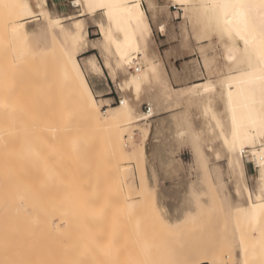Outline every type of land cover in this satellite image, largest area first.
Wrapping results in <instances>:
<instances>
[{
	"label": "rangeland",
	"instance_id": "374dc122",
	"mask_svg": "<svg viewBox=\"0 0 264 264\" xmlns=\"http://www.w3.org/2000/svg\"><path fill=\"white\" fill-rule=\"evenodd\" d=\"M74 1L76 0H47L54 16L65 17L63 25L66 27L71 26L73 20L82 13L81 6L74 4ZM212 2L213 0H209L208 4ZM4 3L15 4L14 0H4ZM199 6V0H143V15L133 23L139 43L148 53L139 54L135 65H119L113 54L111 61L114 67L108 69V73L106 70L104 73L88 74L91 86L96 83L109 92L99 95L94 91L97 97L105 98L102 100L103 108L118 106L119 96L124 99L133 97L135 93L137 96L135 94L133 100L137 106L132 110L134 115L143 114L146 102L154 107L151 117L142 119V116L139 121L128 125L123 133L125 147L129 148L132 141L137 143L141 139L142 131L149 129L145 151L150 146L152 157H147V151L146 155L140 153L134 157L129 156L121 162L119 170L114 172L113 179L111 177L113 184L125 189L127 197L118 206L112 203L115 209L110 211L113 219L110 217L109 220L114 221L107 220L106 223L109 226L113 223L111 226H114H108L107 231L111 233V228L115 227L116 232L118 230L125 236L124 240L144 246L140 249L136 244L138 248L132 246L136 248L133 250L131 247L128 250L127 247L125 255V249L116 250L121 251L118 256L124 259L123 263L120 257L117 259L118 256L114 255L113 250L117 261L121 260L116 261L117 263L264 264L260 258H264V232L252 231V225H248L251 221H245L242 211L237 210L248 203L246 194L242 191L240 196L235 189L236 177L242 179V175L237 172L235 165H230L231 154L222 142L219 129L210 114L206 116L204 112V96L190 102L182 100L177 106L170 100V108L162 101L163 96L166 97L164 90L171 91V98H176L182 87L206 81L216 83L220 77L238 73L246 67V62L239 66L226 64L224 44H237V40L226 33L216 32L212 25L207 24V15L201 13ZM190 9L192 10L189 13ZM16 11L17 8H0V109L3 114L0 179L5 182V190L12 194L21 192L30 205L28 209L33 221L26 229L31 233H46L45 227L37 225L39 210L44 211L49 220H55L56 216L61 221L74 187V165L70 161L64 163L61 155L65 121L77 126L84 123L79 120L77 110L71 109L70 90L63 80L62 40L58 36L59 29L55 28V34L49 32L46 21L39 16L37 18L41 19H31L27 25L29 30H39L40 34L24 38L15 36L9 20H15ZM148 11L155 18L157 29L151 26ZM102 13L103 10L100 9L95 15L87 13L83 16L89 45L100 41L101 35L97 26L99 20L117 28L114 13L106 17ZM200 15L205 22L202 18L200 19L203 23L199 21ZM202 30L205 32L202 33ZM168 34L174 39V44L180 46V65L184 70L195 72L194 77L197 80L183 86L172 84L168 80L162 61L166 48L160 46ZM92 52L98 55L99 64L105 67L101 50L83 52L79 58L82 60ZM253 57V54H247V59ZM135 66L141 67L143 72L140 76L135 74ZM131 74L136 77L137 82ZM116 76L115 81H111ZM138 76L144 83H141ZM135 84L138 88H135ZM131 86L137 90H133ZM219 90L217 88L212 93L210 111H215L226 126L229 123ZM67 113L70 118L65 116ZM180 129L184 131L179 132ZM195 133L199 135L196 136ZM91 142L92 151L98 156L108 152L105 153L107 147L104 137ZM195 146L201 148L206 155L202 160L203 164L195 159ZM109 158L110 156L108 160ZM243 160L247 165L245 157ZM102 165L104 164L101 162L100 166ZM249 166L254 168L251 164ZM106 167L111 168L109 164ZM259 169L249 168L245 177L252 192L259 189L256 183ZM107 173L109 177L112 172ZM102 174L100 176L103 178ZM234 174L237 176L234 177ZM108 201L113 202L111 199ZM108 215L103 214L102 218ZM7 216L1 212L0 220H8ZM261 224H264V218ZM126 235L138 236L140 242L134 236L130 238ZM257 241L259 247H262L255 250L253 243ZM103 251L105 252L101 250L98 253L104 254ZM98 253H94L97 259L101 257ZM258 255L260 257H255ZM253 257L258 261L260 259V263ZM104 258L98 262L102 264Z\"/></svg>",
	"mask_w": 264,
	"mask_h": 264
},
{
	"label": "bare ground",
	"instance_id": "6f19581e",
	"mask_svg": "<svg viewBox=\"0 0 264 264\" xmlns=\"http://www.w3.org/2000/svg\"><path fill=\"white\" fill-rule=\"evenodd\" d=\"M199 1L201 13H206L207 15V24L212 25L214 30L220 33L228 34L231 29V36L237 40V44H224L223 55L226 64L239 66L246 62V67L238 71V73H234L227 77H220L216 83L206 81L182 87L177 93L176 98H171V91L164 90L166 97L163 96L164 100L162 101L163 103L166 102L165 104H168V108H170V100L177 106L182 100L184 101L186 99L185 102H190V100H197L200 96H204V112L206 116L210 114V118L214 119L219 129L222 142L231 154L230 165H235L237 172L242 175V179L236 177L235 189L240 196H242V191L246 194L248 203L236 209L242 211L244 219L246 218L245 221L252 222V224L251 222L248 223V225H252V231L255 230L258 233L259 230H262V232H264V224H261V220L264 218V192L261 191V189H264V175H262V173H264V168L261 167V156L264 155V147H262L264 141H262L261 138L262 134H264V58H261L259 53V36L257 34L254 47L251 43V37H249L250 43L246 46L243 40L235 34L233 25L236 21L232 9L225 10L220 7L222 3H232L234 0H213L212 4H208L209 0ZM248 2L259 5L260 0H248ZM14 3L29 5L30 13L39 11V16L46 21L47 30L49 32L55 34V28L59 29L58 36L62 40L61 72L63 80L70 90L72 102L71 109L77 110L79 113V120L83 121L84 124L80 123L79 126H77L70 124L67 120L65 121L61 155L62 158H64V163L70 161L72 166L74 165V187L72 192H70V199L66 202L63 215L64 219L61 221H59L56 216L55 220L51 221L47 214L45 216L44 211L39 210L38 216L36 217L37 225L42 228L45 227L46 233H31L28 228L26 229V226L33 221L30 218L31 216L28 209L30 205L24 200V196L21 192L12 194L7 189L5 190V182L0 179V213L4 212V214H7V217H9L8 220H0V264H101L98 261L104 258V256L106 257L101 262L104 264H116L122 260L121 256H118L121 251L118 252L116 250L125 249L123 251L124 254L127 247L128 250H130L129 247H131L132 250L138 247L142 249L141 247L143 244L140 246L138 242L134 243L133 241L129 242L124 240L123 238L125 236L121 235L118 230L116 232L114 230L116 229L115 227L114 229L111 228V233L107 231L109 230V223L107 224L106 221L110 219L113 209H115L112 203L118 206L125 202V198L127 197L126 192H124L125 189L123 190V187L120 188L121 186H118V184H113L114 180L111 181V177L113 179L114 172L119 170L121 162L126 158L128 159L129 156L134 157L140 153L146 155V140L149 137L150 130L147 129L145 132L142 131V137L137 143L135 141H130L131 146L129 148L125 147L123 133L126 131L128 125L139 121L141 117L144 116V114L136 116L132 112L135 106H137L133 100L134 95L136 94L135 96H137V93H135L133 97L128 96L124 98L123 101L126 103L103 108V97H97L95 95L88 80L89 73H102V66L99 64L98 55L92 52L87 54L82 60L79 58V55L83 52L101 50L105 61L104 66L107 69L114 67L111 61V55L113 54L119 65L135 64V59L139 58V54H145V49L139 45L135 33V25L133 23L135 19L143 15V0H76L74 4L81 6L82 13L78 18L74 19L71 26L68 27L63 25L65 17L54 16V14H52L51 9L48 7L47 0H14ZM38 4H43L44 7L42 9L32 7ZM89 5H92V7ZM100 5H104V7H100ZM100 9L103 10L102 14L105 17L106 15L109 16L112 12L114 13L116 16L117 28L115 29L106 21H96L98 23L99 34L101 35L100 41L92 42V44L89 45V39L87 37L88 31L84 27L83 16L87 13L95 15ZM191 10L192 9L189 10V13ZM85 11L87 13H85ZM255 11L257 17H259L261 9L257 7ZM15 14L14 21L18 22L20 25L15 32L13 31L15 36L24 38L41 33L39 30L37 32L29 30L27 25V22H30L31 19L36 18L35 20H38L41 18H37L36 15H28L27 19H21L25 13L20 8H17ZM102 14H100L101 17H103ZM200 18H202L201 15L199 21H202L203 18ZM229 21H232V24H229ZM16 27L17 23H12V28ZM204 32L205 30H202V33ZM207 32L208 31H206V33ZM247 54H253L254 57L247 59ZM142 72V69L138 68L135 74L140 76ZM143 74L142 79L144 78ZM132 76L133 79H136L134 75ZM126 82L125 86H127ZM142 82L143 80H141V83ZM130 83L132 82L130 81ZM130 83L129 85H132ZM132 87L134 90L137 86L135 84V88L134 86H131V88ZM217 88L220 89L219 94L224 103L227 123H229V125H226L228 126L226 130H224L226 126L223 120L215 111H210L212 93L217 90ZM172 107H174V105ZM65 116L70 118V114L68 113ZM2 119L3 114L0 109V136L3 133ZM223 126H225V128ZM181 130L183 129H180L179 132H182ZM196 134L199 135V133H195V135ZM99 137H104L106 140L107 148L105 153L108 152L103 156H98L97 153H93L92 151L93 144L91 140L95 142ZM131 138H133V136ZM193 149L195 159L197 162L199 161L202 163L205 153L198 146H195ZM109 156L110 158L108 160ZM244 157L245 159L247 157L252 160L256 168H260V174L256 177V183L259 185L257 188L259 187V189H256L258 191L254 190V193L245 181L246 170L245 161L243 160ZM101 162L104 164L102 165L103 168L100 166ZM108 164L111 168L106 167ZM1 168L2 166L0 164V178L2 175ZM104 168L106 172H103L105 171ZM232 169L233 173L234 168ZM107 171L112 172L109 173V177L107 176ZM100 173H104L102 174L103 178L100 176ZM105 176H107V178H105ZM235 176L237 175L234 174V177ZM109 198L113 202L108 201L110 200ZM110 204L111 207L109 206ZM111 210L112 212L110 214ZM103 214L109 215L104 216L103 219ZM111 219L113 218L111 217ZM109 221L113 222L114 220ZM113 226L114 225L111 227ZM131 236L126 235V237L130 238ZM137 238L138 236H134V239L139 241ZM262 243L264 245V241ZM136 244L139 246L137 247ZM253 244L255 245L253 247H256L255 250L262 247H259L258 241ZM132 246L136 248H132ZM101 250H105V252L110 251L107 253L103 251L104 254L102 252L98 253ZM251 250L250 253L254 255V252H251ZM112 252L114 255L116 254L118 256L117 259L120 257L121 260L117 261ZM256 252L257 251H255V255ZM94 253H98V256L101 255V257L103 255V257H98L99 259H97V255ZM245 253L244 250V254ZM250 253H248V256ZM260 255L255 257H260ZM255 257H253V259L258 263H260L259 261L261 260H263L262 263H264V258L260 257L261 260L258 258V261ZM110 258L111 260H108ZM114 258L115 262H113ZM253 259H251V261ZM123 260L121 261L122 263Z\"/></svg>",
	"mask_w": 264,
	"mask_h": 264
},
{
	"label": "snow or ice",
	"instance_id": "6c2138e0",
	"mask_svg": "<svg viewBox=\"0 0 264 264\" xmlns=\"http://www.w3.org/2000/svg\"><path fill=\"white\" fill-rule=\"evenodd\" d=\"M92 7V5H89ZM37 9H42L44 7L43 4L33 5ZM100 7H104V5H100ZM221 8L228 10L232 9L234 19L236 23L233 25L235 29V34L239 36L241 40H243L244 44L247 46L250 43L249 37H251V43L255 47L257 34L259 36V53L261 58H264V0H260L259 5L248 2V0H234L232 3H222L220 5ZM257 7L261 9V14L259 17L256 15ZM0 8L5 9H15L20 8L25 13L21 19H27L28 15H36L39 17V11L35 13L29 12V5L27 4H7L4 3V0H0ZM9 17H11V12H9ZM9 23H17V27L13 28L15 32L17 28L20 26L18 22L9 20ZM232 24V21L228 22ZM228 35H232V30L230 29ZM121 103H126L125 101H121ZM262 141H264V134H262ZM264 147V144H262ZM261 167L264 168V155L261 156ZM264 175V173H262ZM264 192V189H261Z\"/></svg>",
	"mask_w": 264,
	"mask_h": 264
},
{
	"label": "crops",
	"instance_id": "0c3cea01",
	"mask_svg": "<svg viewBox=\"0 0 264 264\" xmlns=\"http://www.w3.org/2000/svg\"><path fill=\"white\" fill-rule=\"evenodd\" d=\"M148 12L150 15L151 26H153L155 29H157V26H156L157 23H155V20H154L155 18H153L151 16L150 11H148ZM137 38H138V36H137ZM138 41L140 42L139 38H138ZM174 43H175L174 39H172V36H170L169 34L166 35L165 39L160 43L161 47L166 48V49H164L165 50L164 55H162V61H163V65H164L166 76H167L168 80L172 84L183 86L185 84H189L190 82L197 80V78L194 77V75L196 73L193 72L192 70H190V71L184 70L183 66L180 65V63H179L181 60V57L179 55V52H180L179 47L180 46L177 44H174ZM139 45H140V43H139ZM145 53H148V52L145 51ZM106 70L108 73V69L105 67H102V73H104V71H106ZM114 78H117V76L112 77L111 81H115ZM91 87L99 95H105V94L109 93L106 91L105 87L100 88L96 83L92 84ZM103 99H105V98H103ZM146 151H147V157L148 158L152 157L153 152H152V148L150 146L147 147ZM246 164L247 165H245V170H246V174H247V172H249V170H248L249 168L251 170H253L254 168H252V166H249L250 164H248V163H246Z\"/></svg>",
	"mask_w": 264,
	"mask_h": 264
},
{
	"label": "built area",
	"instance_id": "2783aa9c",
	"mask_svg": "<svg viewBox=\"0 0 264 264\" xmlns=\"http://www.w3.org/2000/svg\"><path fill=\"white\" fill-rule=\"evenodd\" d=\"M135 62H136V60H135ZM138 68H141V67L140 66H135L134 71L137 72ZM117 101L119 103H121V101H123V99L119 96ZM143 114H144L143 118H146V117L149 118V117L152 116V105L150 103L146 102L144 104ZM246 163L251 164V165H253L254 168H256V166L254 165V162L252 160H250L249 158H247V157H246Z\"/></svg>",
	"mask_w": 264,
	"mask_h": 264
}]
</instances>
